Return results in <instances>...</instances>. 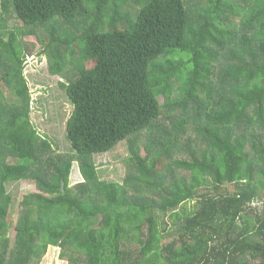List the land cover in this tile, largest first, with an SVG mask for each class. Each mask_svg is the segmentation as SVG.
<instances>
[{"label":"trees","instance_id":"1","mask_svg":"<svg viewBox=\"0 0 264 264\" xmlns=\"http://www.w3.org/2000/svg\"><path fill=\"white\" fill-rule=\"evenodd\" d=\"M0 2V264L50 247L67 264H264V0ZM28 35L73 105L71 152L33 125ZM141 135L130 180L100 181L95 156Z\"/></svg>","mask_w":264,"mask_h":264},{"label":"rangeland","instance_id":"2","mask_svg":"<svg viewBox=\"0 0 264 264\" xmlns=\"http://www.w3.org/2000/svg\"><path fill=\"white\" fill-rule=\"evenodd\" d=\"M1 3V2H0ZM25 54L24 76L28 81L32 94V113L31 119L36 130L48 139L60 152H71L72 147L67 135V121L73 112V105L67 97L65 91L60 87L63 79L59 76H53L50 73V63L46 55H39L42 50V44L37 36L28 35L21 40ZM73 56L69 53V64ZM66 69H72L74 65H69ZM84 69L88 70L94 66V62L89 61L83 64ZM82 66V65H81ZM154 93L158 101L162 104L169 95L164 90V84L159 83L154 88ZM10 100L12 97L8 93ZM146 137L141 135L131 142L121 143L116 149L101 155L95 156V163L98 168L100 181L115 182L125 184L129 181V177L134 173L133 167L128 162L131 157V147L138 145L141 149V155L146 156ZM185 156V155H184ZM182 157V155H181ZM183 159V157H182ZM165 166L164 162L159 164V169ZM128 178V179H127ZM83 181L79 167L75 164L70 177V186ZM38 189L33 181L27 180L20 182L11 188L13 198L17 203L22 201L23 197L29 193L36 192ZM135 193L131 192L133 196ZM194 202L185 203L181 209L187 212L193 209ZM182 211V210H181ZM175 216V215H173ZM176 217L171 214L160 215L159 223L164 239L175 229ZM164 230V231H163ZM163 239V240H164ZM170 242V240H167ZM14 241L11 242L13 246ZM60 249L50 247L47 254L40 264H67L60 259Z\"/></svg>","mask_w":264,"mask_h":264},{"label":"clouds","instance_id":"3","mask_svg":"<svg viewBox=\"0 0 264 264\" xmlns=\"http://www.w3.org/2000/svg\"><path fill=\"white\" fill-rule=\"evenodd\" d=\"M82 176V175H81Z\"/></svg>","mask_w":264,"mask_h":264}]
</instances>
